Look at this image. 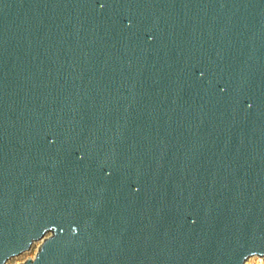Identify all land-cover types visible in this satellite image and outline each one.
Returning a JSON list of instances; mask_svg holds the SVG:
<instances>
[{
	"label": "water",
	"instance_id": "water-1",
	"mask_svg": "<svg viewBox=\"0 0 264 264\" xmlns=\"http://www.w3.org/2000/svg\"><path fill=\"white\" fill-rule=\"evenodd\" d=\"M42 237L17 264L264 257V0H0V264Z\"/></svg>",
	"mask_w": 264,
	"mask_h": 264
},
{
	"label": "rangeland",
	"instance_id": "rangeland-1",
	"mask_svg": "<svg viewBox=\"0 0 264 264\" xmlns=\"http://www.w3.org/2000/svg\"><path fill=\"white\" fill-rule=\"evenodd\" d=\"M50 233H47L46 236H48ZM42 244V240L41 241H36L32 244L31 248L23 253H21L20 255L11 257L8 261L7 264H17V263H21L29 258H34L36 253L39 250L40 245ZM258 257H254V258H249L247 260V264H256L258 263ZM264 264V263H263Z\"/></svg>",
	"mask_w": 264,
	"mask_h": 264
},
{
	"label": "bare ground",
	"instance_id": "bare-ground-1",
	"mask_svg": "<svg viewBox=\"0 0 264 264\" xmlns=\"http://www.w3.org/2000/svg\"><path fill=\"white\" fill-rule=\"evenodd\" d=\"M44 239H45V238L42 237L41 239H39V240H37V241H41V240L43 241ZM35 242H36V241H35ZM254 257H256V258L258 257V260H259L262 264L264 263V257H261V256H252V258H254ZM249 258H251V257H249ZM249 258H248V259H249ZM248 259H247V260H248Z\"/></svg>",
	"mask_w": 264,
	"mask_h": 264
},
{
	"label": "built area",
	"instance_id": "built-area-1",
	"mask_svg": "<svg viewBox=\"0 0 264 264\" xmlns=\"http://www.w3.org/2000/svg\"><path fill=\"white\" fill-rule=\"evenodd\" d=\"M256 264H262L260 261H258V263H256Z\"/></svg>",
	"mask_w": 264,
	"mask_h": 264
}]
</instances>
